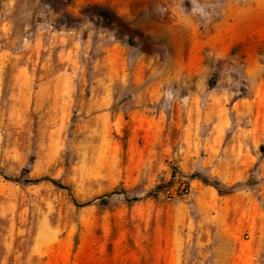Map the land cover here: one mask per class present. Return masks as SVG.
Masks as SVG:
<instances>
[{"label": "rangeland", "instance_id": "374dc122", "mask_svg": "<svg viewBox=\"0 0 264 264\" xmlns=\"http://www.w3.org/2000/svg\"><path fill=\"white\" fill-rule=\"evenodd\" d=\"M0 264H264V2L0 0Z\"/></svg>", "mask_w": 264, "mask_h": 264}, {"label": "crops", "instance_id": "0c3cea01", "mask_svg": "<svg viewBox=\"0 0 264 264\" xmlns=\"http://www.w3.org/2000/svg\"><path fill=\"white\" fill-rule=\"evenodd\" d=\"M246 200L244 199V197L242 196L241 198H240V204H239V208L241 209V210H243L244 208H245V206H246ZM211 223H212V225L216 228V230H217V232H219V234H223L222 232H223V230H222V226H223V224H222V221L220 220V219H218L217 221H213V220H211Z\"/></svg>", "mask_w": 264, "mask_h": 264}, {"label": "trees", "instance_id": "16d2710c", "mask_svg": "<svg viewBox=\"0 0 264 264\" xmlns=\"http://www.w3.org/2000/svg\"><path fill=\"white\" fill-rule=\"evenodd\" d=\"M56 183V182H55ZM57 184V183H56ZM59 185V184H58ZM59 186H61V185H59ZM217 189H218V191H219V193L221 194V195H229V194H232L234 191H235V187H232V188H229V189H226V188H218V187H216ZM100 200L101 201H104V199L103 198H100Z\"/></svg>", "mask_w": 264, "mask_h": 264}, {"label": "built area", "instance_id": "2783aa9c", "mask_svg": "<svg viewBox=\"0 0 264 264\" xmlns=\"http://www.w3.org/2000/svg\"><path fill=\"white\" fill-rule=\"evenodd\" d=\"M176 176H177V175L173 176V178L175 179V178H176ZM165 191H166L167 193H169V192H170V189H168V188H165Z\"/></svg>", "mask_w": 264, "mask_h": 264}, {"label": "bare ground", "instance_id": "6f19581e", "mask_svg": "<svg viewBox=\"0 0 264 264\" xmlns=\"http://www.w3.org/2000/svg\"><path fill=\"white\" fill-rule=\"evenodd\" d=\"M264 2V0H262Z\"/></svg>", "mask_w": 264, "mask_h": 264}]
</instances>
